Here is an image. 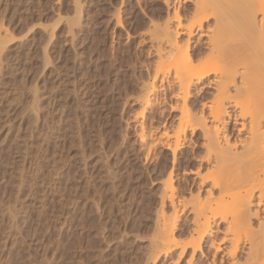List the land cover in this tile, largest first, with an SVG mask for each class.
Here are the masks:
<instances>
[{"label":"rangeland","instance_id":"rangeland-1","mask_svg":"<svg viewBox=\"0 0 264 264\" xmlns=\"http://www.w3.org/2000/svg\"><path fill=\"white\" fill-rule=\"evenodd\" d=\"M165 11L162 0H0V264H176L177 250L150 245L171 155L155 146L146 162L138 139L176 125L173 99L145 115L137 100ZM187 138L200 154L199 132ZM191 220L178 215L175 240Z\"/></svg>","mask_w":264,"mask_h":264},{"label":"bare ground","instance_id":"bare-ground-1","mask_svg":"<svg viewBox=\"0 0 264 264\" xmlns=\"http://www.w3.org/2000/svg\"><path fill=\"white\" fill-rule=\"evenodd\" d=\"M180 1L192 6L190 17L182 15ZM162 3L166 20L151 23L156 61L137 100L145 115L169 97L175 104L168 108L178 115L172 116L173 128L159 123L158 138L144 128L138 135L146 162L155 146L172 159L159 192L157 234L149 247L157 256L177 250L176 264L186 255L185 264H192L200 254L205 264H264V0ZM116 23L121 24L119 19ZM165 114V109L157 113L159 119ZM198 132L200 154L187 138ZM187 146L191 155L181 160L178 155ZM180 171L183 181L174 184ZM185 211L192 215V227L186 230V242H179L174 231ZM220 224V238L211 239L212 228Z\"/></svg>","mask_w":264,"mask_h":264}]
</instances>
